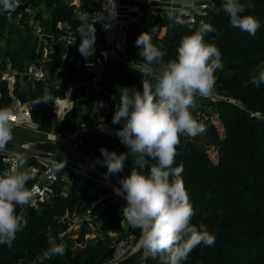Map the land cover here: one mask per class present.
<instances>
[{
    "label": "trees",
    "instance_id": "trees-1",
    "mask_svg": "<svg viewBox=\"0 0 264 264\" xmlns=\"http://www.w3.org/2000/svg\"><path fill=\"white\" fill-rule=\"evenodd\" d=\"M41 1L46 4L48 18L44 19L42 12H37L34 21L41 19L47 22L52 38L58 39L68 33L67 28L58 27L60 23L68 24L69 28H77L80 25L74 19L73 8L64 4L62 0H27L23 6L26 7L28 3L38 6ZM224 2L225 0H217L219 6H222ZM252 4L253 7L247 10V14L254 15L261 23L255 36L233 27L223 10L216 14L213 13L214 28L219 30L223 23L227 25L223 38L214 45H219L218 48L224 59L232 57L245 61L238 64V69L233 74L221 72L219 69V75L215 76V89L226 93L231 98L239 99L245 107L241 109L227 100L217 102L216 107L220 120L227 135L230 134L221 141L216 129L212 127L215 130L213 139L217 141L219 148L218 162L211 160L208 149L200 145L196 139L188 138L183 141L182 136L180 137L176 165L182 162L184 166L182 179L196 211L192 222L197 226L204 223L209 232L216 237L212 246L201 244L193 249L183 264H264V120L249 114L250 111L264 113V84L257 87L251 83L252 78L256 76L252 75L254 72H250L251 68L255 69L259 65H264V0H252ZM25 7L20 8L23 11ZM211 16L201 21L205 22L208 19L210 21ZM11 19L7 14H0L1 68L8 65L12 69L24 72L29 66L27 62H33L38 57L39 40L33 37L34 33L29 19L22 18L19 22L11 21ZM136 28L138 27L130 29L125 44V53L129 57L139 56L140 49L135 41L140 32H134ZM228 33L234 37H228ZM175 34L169 38L170 47L161 49L165 52L163 57L165 62L176 58L180 41L184 36L190 35L189 32L182 31L181 33L175 32ZM75 36L77 51L75 59H79L83 57L79 52L81 36L79 32H76ZM100 50L102 49L99 47L97 52ZM49 56L53 57L55 54L51 53ZM250 61H254L250 69L240 72L241 68ZM46 64L50 68L55 67L57 63L49 61ZM65 69L63 85L59 88L50 80L33 79L22 89L15 86L12 90V95L18 97L19 101L31 105L33 120L40 125L42 130H48L51 127L54 118V104L34 105L33 101L43 94L45 88L49 89L55 101L64 99L67 92H77L73 88L74 84L85 79V73L80 72L76 64L69 62ZM104 70L106 79L108 76L113 84L108 92L111 107L106 114L105 121L122 128L123 121L119 124L112 123L120 100V89L127 87L142 91L143 78L136 67L113 57H109L104 62ZM261 70L264 71V68ZM21 77L26 80L29 78L27 75ZM12 95L6 83H3L0 108L11 107ZM82 103L83 101L78 102L72 110L66 113L60 123L58 135L65 137L88 120L89 110L83 109V112H86L79 114L80 109L83 108ZM109 138L102 133L87 132L76 137L70 145L101 163L103 156L100 149L102 147L117 154L128 151L120 139L112 142ZM106 141H111V143ZM23 157L26 159L25 166L35 168L39 166L36 158L27 154ZM134 159L130 155L123 171L117 175L121 178L128 176ZM151 163L154 161H149V165L142 170L145 174L148 173ZM36 177L37 173L33 172V179L28 182L29 188L36 181ZM87 186L85 180L74 179L71 198L62 195L61 187L57 186L56 194L39 205L40 211L37 210L38 207L30 206L27 216L24 215L27 224L21 232L17 233L11 247L0 245V264H104L111 253L109 243L106 242L110 240L109 238L98 241L96 245H85L84 250L75 256L68 245H65L66 254L63 256L49 257L45 254L50 236L55 237L57 243H62L64 238L61 236L62 223L54 220L52 224L53 219L65 210L75 208L74 204L80 200L76 189H84ZM91 212L100 213L101 230L121 229L123 217L116 205H108V202L103 200ZM17 213H21L19 206ZM144 264H160V261L158 257L155 259L149 257Z\"/></svg>",
    "mask_w": 264,
    "mask_h": 264
},
{
    "label": "clouds",
    "instance_id": "clouds-1",
    "mask_svg": "<svg viewBox=\"0 0 264 264\" xmlns=\"http://www.w3.org/2000/svg\"><path fill=\"white\" fill-rule=\"evenodd\" d=\"M19 4L20 0H0V12L11 15ZM188 6L195 7L194 0ZM251 7L252 0H225L222 10L233 27L255 36L261 23L247 14ZM94 23L89 24L86 13L77 29L81 36L79 52L85 59L94 53ZM215 31L212 24L201 21L197 30L182 38L176 58L167 62L163 60L165 52L152 42L151 33L138 36L135 43L144 61L137 69L143 78L142 91L121 88L112 120L113 124L123 121L116 135L128 151L117 154L100 149L106 177L122 172L130 155L135 158L130 174L119 180L120 188L115 191L126 201L123 220L130 228L141 230V260L158 257L160 264H183L197 246L215 243V235L204 223L193 224L196 211L182 179L184 166L182 162L176 165L180 137H196L206 131L192 110L197 107V96L213 93L215 73L223 68L219 48L205 42L206 35ZM251 83L257 87L264 84V71L253 77ZM40 103L55 104L48 88L33 101L34 105ZM97 105L104 106L102 101L94 102V110ZM13 128L11 109H0V152L13 141ZM15 159L10 169L0 172V245L9 247L27 224L23 215L17 213V207L29 205L35 191L28 187L33 172L25 167L26 159L20 155ZM149 161L154 163L145 174L142 170ZM47 243V256L66 254L65 244L57 243L55 237L50 236Z\"/></svg>",
    "mask_w": 264,
    "mask_h": 264
},
{
    "label": "rangeland",
    "instance_id": "rangeland-1",
    "mask_svg": "<svg viewBox=\"0 0 264 264\" xmlns=\"http://www.w3.org/2000/svg\"><path fill=\"white\" fill-rule=\"evenodd\" d=\"M102 1L103 0H62L64 4L71 6L73 8L74 13L79 12L81 10H90L92 8H98L101 5ZM156 1L158 2L162 0H156ZM169 1H171V3L173 4L175 8L172 14L166 15L165 13H162L161 17L155 18V21L150 26L145 27V25L144 26L142 25V27L136 28L133 30L134 32H140V34L142 32L151 33L152 39H153L152 42L158 47H160L161 49H166L170 47L169 38L172 36H175L176 35L175 32L181 33L182 31V32H189L191 34L193 31L198 29L201 19L206 20V18L209 15H212L211 16L212 19L210 21L208 19L205 22L214 25L213 15L222 10L221 9L222 6L218 5L217 0H194L195 9H198V6H200L201 4L206 5V7L204 8L205 10L203 9V14L197 17V23H189L187 18H185L184 16H181L180 9L183 4L191 3L192 0H169ZM21 6L25 7L23 5H19L16 11L11 14V17H12L11 21L19 22L22 18H25V19H29V24L31 25L33 24L32 19L35 20V16L37 12H42L41 14L44 19L48 18V15H49L47 12L48 9L44 1L39 2L38 6L29 7L27 11H25V9H23L22 11V9L20 8ZM0 14H7V13L0 12ZM152 15L153 14L151 12L147 13V16H152ZM37 21L39 22V31L41 29L40 33L47 36L49 32V24H47V22L45 21H41V19ZM147 21L148 23L151 22V20H147ZM177 21H180V22H177ZM226 27L227 25L223 23V26L221 27V29L218 30L215 28L216 31L214 33H209L208 35H206L205 41L209 44L216 43L219 39L223 38L224 33L227 31ZM67 29L72 34V36L75 37V34L77 32L76 29L74 28H71V29L67 28ZM95 36L97 38L98 47H100L102 50H104L107 53L108 52L107 50L110 49L107 41L103 39V37L97 36L96 34ZM227 36L234 37L233 35H230L229 33L227 34ZM42 39L43 38L39 37V44H40V40ZM52 58L55 59L56 62L57 60H61V62H58L55 67L54 66L50 67L52 69H49L48 65L46 64L45 68L43 69V72L45 74L46 80L55 82V79L58 73L64 74L65 76L66 65L64 64L67 61L69 63L70 57L68 58L66 57V59L64 60V58H61V54H59V55L53 56ZM124 58H125L124 60H122L123 58L119 60L126 61L127 63L131 64L137 69H138V66L142 65L144 62L142 57L140 56L129 57L126 55V53H125ZM242 62H245V61H243V59H237V58H232V57H228V59L227 58L224 59V57H222L223 68L221 72L233 74L234 71L238 69V64ZM253 62L254 61H250L246 63L244 67L241 68L240 72H243L244 70H249ZM27 64H29V66H27V69H29L33 63L31 61V62H27ZM262 68H264V65H259L255 69L251 68L250 72L252 73L254 72L252 75L257 76L258 73L262 71L261 70ZM80 72L85 73V79H87L88 75L86 71H82V69H80ZM218 75H219V69L215 73V76H218ZM33 79H35L34 76H30L27 80L23 77H19V78L17 77L12 83V88H14L15 86H19L20 89H22L28 82L32 81ZM85 79L82 80L80 83L73 85V88L77 91L76 93L75 91L73 92L69 91L65 95V98H68L70 101L73 100V105L78 104V102L80 101H83L82 107H84L85 103H84L83 98L87 94V91H86L87 81H85ZM57 85H60V81L57 82ZM110 86H113V84L110 81L109 77L107 76L104 87L108 92H110ZM12 98H13V103L16 102V99L19 101L18 97H16L15 95L14 96L12 95ZM57 100H63V99H57ZM219 100H227L233 104L238 105L241 109L245 108L239 99L231 98L226 93L221 92L215 88H214L213 93L208 97L197 96L196 97L197 107L194 110H192L193 116L198 121L202 122L205 125L206 131L203 134H200L196 137L182 136V139H181L183 141L188 138L196 139L200 145L208 149L210 158L213 162H218L220 156H219V150H218L219 148L217 146L218 143L217 141H215V139H213L214 138L213 131L215 130L212 127L216 129V133L219 135V139L221 141H223L230 135V134L227 135L225 127L222 124L219 114L217 112L216 105ZM56 110H55V104H54L53 106L54 118L51 123L50 129L42 130L41 127H39V125L38 126L37 125L36 126H30V125L23 126V125L13 124L14 125L13 138L22 140L27 137V138H34L35 140H38V141H47V140L57 141L58 138L60 139L62 137L58 135V131H59L60 123H62L63 119L65 118L66 112L56 114L55 113ZM80 110H81L79 113L80 115L85 113L83 112V108ZM249 114H251V116H255L259 119L264 120V113L250 111ZM54 136H56L57 138L55 139ZM113 140L114 139L111 138L112 142ZM111 141H106V142L111 143ZM37 162L39 164L37 168L31 167V166H25L27 169L32 170V172L37 173L36 179L39 178V176L42 174V171L44 170L43 165H42L44 161L37 159ZM10 168H11V165H6L3 161L0 160V172L4 171L5 169H10ZM74 179L85 180L81 177L73 176L71 178L70 184H68L67 188H65L64 193L66 195L64 196L67 198H71V195H72L71 187L73 186ZM85 181L88 185L86 188L76 189V192L78 193V196L80 197V200H77L76 203L74 204L75 208L65 210L62 214L61 213L59 214L60 216L57 215L58 217L54 218L53 222L51 221L52 224L55 222L54 220H57L58 222L62 223L63 233L61 234V236L64 237L62 243L70 246L72 254L73 256H75L78 252L84 250L83 248L85 247V245H90V246L96 245L98 241L103 240V239L105 240L106 238L110 239L109 240L110 242L108 240L106 241L109 243V249H110L113 245V238L110 236L109 233L113 230L118 231L119 235H124L125 233L133 232L134 230L135 235L137 236V239L134 243V247L136 248L138 246V240H139V236L141 232L140 229L130 228L128 223L124 221L122 218L121 229H113L109 231H104V230H101L102 221H101V218L99 219L100 213L93 212L90 215L87 214V210H92V209L94 210L95 206L99 202L105 200L108 202V205L110 204L116 205L117 210L122 215V208L125 206L126 201L120 195H118L115 192V189L109 184H106L103 182H96V181H88V180H85ZM44 202H42V204ZM31 205L29 204L21 208L20 214L23 215L24 218L25 216H27ZM37 206H38L37 210L40 211L39 204H37ZM45 218H47V216ZM48 221L49 220L47 219V222Z\"/></svg>",
    "mask_w": 264,
    "mask_h": 264
},
{
    "label": "built area",
    "instance_id": "built-area-1",
    "mask_svg": "<svg viewBox=\"0 0 264 264\" xmlns=\"http://www.w3.org/2000/svg\"><path fill=\"white\" fill-rule=\"evenodd\" d=\"M26 3L27 0H20L19 5H24ZM189 4L190 3H187L181 6L180 14L181 16L187 18L189 23H197V17L203 14V9L206 5L201 4L198 6V9H195V7H189ZM31 6L32 5L28 3V5L24 8L25 11H27V9ZM174 10L175 8L169 0H162L158 2L156 0H103L98 8L81 10L75 13L74 19L78 21L80 25L81 17L85 16L87 13L89 24L95 22V30H97L100 36L107 41L110 49L107 50V53L104 51L101 54H93L87 59L82 57L71 61L73 64H76L77 69L86 71L88 75L87 79H90L89 81L86 80L87 94L83 98L85 102L83 109L87 111L89 110L90 113L86 122L79 125L69 135L61 137L60 139L58 138V142L70 145L76 137L87 132L102 133L114 140L120 139L116 135V131L121 128L111 125L105 121V117L111 107V103L108 97V91L104 87L106 82L104 62L109 57L117 59L123 58L122 60L125 59V44L129 37L130 29L135 26H142L148 12L154 13L157 18L161 17L162 13H165L166 15L172 14ZM97 18L100 19L96 20ZM32 30L34 31L35 38L38 40L39 37L43 38L40 40V44L43 45V50L39 51L38 49L37 59L32 62V67L24 72L12 69L8 65L1 68L2 60L0 59V97L3 83H6L10 94L12 95V83L17 76L21 77L27 75L29 77L34 76L35 79L38 80L46 79L43 69L45 68L47 62H56L55 59L49 55L51 53H56L59 46L58 41H64L67 46H73L75 43V37H73L69 31L67 34L55 39L51 36L47 37L41 34L39 28L34 26H32ZM48 38L50 41L47 40ZM48 46H50V50ZM62 58L65 60L66 56L64 55ZM58 75L60 78L62 77L61 73H58L57 76ZM54 85L58 88L61 87L55 84V82ZM97 101H102L104 106L99 107L97 105L96 110H94L93 105L94 102ZM7 109H11L12 111V123L14 125H39L33 120L32 107L29 103H22L16 99V102H14L11 107H8ZM55 113L60 114L58 110H56ZM54 138L56 139L57 137L54 136ZM17 155L23 156L24 154L18 150L5 149L3 152H0V160L6 165H11L12 167L16 163L15 158ZM39 160L44 161L42 163L44 170L39 178H37L30 187V189H35L33 199L30 202V205L32 204L31 206L38 207L37 204L40 205L45 200L54 196L56 194L57 186L61 187V194L66 195L64 193L65 188H67L68 184H70L73 176L81 177L88 181L103 182L88 173L80 165L70 163L68 161L66 162L63 159L39 158ZM91 213V210H87L88 215ZM109 234L113 238V245L111 247V253L104 264H116L126 258L135 249L134 243L137 236L135 235L134 230L133 232H127L124 235H119L118 231L114 230Z\"/></svg>",
    "mask_w": 264,
    "mask_h": 264
},
{
    "label": "water",
    "instance_id": "water-1",
    "mask_svg": "<svg viewBox=\"0 0 264 264\" xmlns=\"http://www.w3.org/2000/svg\"><path fill=\"white\" fill-rule=\"evenodd\" d=\"M6 149L18 150L24 155H30L36 159L42 158H62L71 163L80 165L88 173L95 178L103 181L114 189L120 188L119 180L122 179L117 174L105 176L107 172L106 166L91 156L77 150L72 145L63 144L58 141H38L34 138H24L22 140L14 139L10 141ZM141 251L137 246L126 258L116 264H144L145 260H141Z\"/></svg>",
    "mask_w": 264,
    "mask_h": 264
},
{
    "label": "crops",
    "instance_id": "crops-1",
    "mask_svg": "<svg viewBox=\"0 0 264 264\" xmlns=\"http://www.w3.org/2000/svg\"><path fill=\"white\" fill-rule=\"evenodd\" d=\"M28 10V9H27ZM152 13V12H151ZM153 15V17L152 16H146V18H145V23H143L142 25L144 26L145 25V27H147V26H150L154 21H155V18H156V16H155V14L154 13H152ZM8 15V14H7ZM8 16H11V15H8ZM10 19L12 18V17H9ZM147 20H151V22L150 23H148V21ZM32 23L33 24H31L32 26H34V27H36V28H39V23L37 22V21H34L33 19H32ZM81 25H79L77 28H74V29H76V31H78L77 29L80 27ZM58 27H60V28H69V26H68V24H66V23H60L59 25H58ZM140 27H142V26H140ZM140 27H138V28H140ZM71 29V28H70ZM68 30V29H67ZM40 31H41V29H40ZM33 33H34V31H33ZM95 34L97 35V36H100V34H99V32L97 31V30H95ZM50 36V33L48 32V35H47V37H49ZM35 37V36H34ZM100 37H102V36H100ZM47 40H49L50 41V39L48 38ZM80 40H81V38H80ZM75 41H76V36H75ZM40 43H41V41H40ZM58 48H57V50H56V53H55V55H59V54H61V58H62V56H66L67 58L68 57H70L69 59V62H71L73 59H75V56H76V47H75V43H74V46H67L66 45V43L64 42V41H58ZM48 48H49V50L51 49L50 48V46H48ZM99 47H98V45H97V38L95 39V45H94V53L93 54H101V53H103L104 52V50H100V52H97V49H98ZM43 50V45H41V44H39V51H42ZM81 54V53H80ZM58 62H61V60H57V63ZM67 64H68V61L66 62ZM66 63L64 64V65H66ZM63 64V63H62ZM32 67V66H31ZM30 67V68H31ZM11 68V67H10ZM29 68V69H30ZM28 70V69H27ZM63 78H64V74H62V77L60 78V76L58 75V76H56V79H55V84H57V82L58 81H60V85L59 86H62L63 84H61V83H63ZM87 79H85V81H86ZM90 80V79H89ZM88 80V81H89ZM64 100V106H63V109L62 110H60V109H58L57 107H56V104H58L59 102H58V100L57 101H55V109H57L58 110V112H60V113H67V112H69L70 110H72V108H73V100L72 101H70L68 98H64L63 99ZM67 105H69V106H67Z\"/></svg>",
    "mask_w": 264,
    "mask_h": 264
},
{
    "label": "bare ground",
    "instance_id": "bare-ground-1",
    "mask_svg": "<svg viewBox=\"0 0 264 264\" xmlns=\"http://www.w3.org/2000/svg\"><path fill=\"white\" fill-rule=\"evenodd\" d=\"M58 104H57V108L58 109H60V110H62L63 109V106H64V100H58ZM67 106H69V105H67ZM60 113V112H59ZM116 192V191H115ZM121 196V195H120ZM122 197V196H121ZM123 198V197H122Z\"/></svg>",
    "mask_w": 264,
    "mask_h": 264
}]
</instances>
